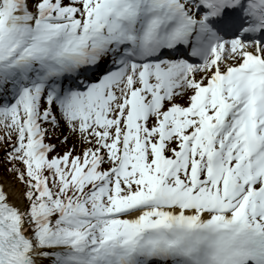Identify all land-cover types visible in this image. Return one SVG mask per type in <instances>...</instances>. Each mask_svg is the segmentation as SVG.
Returning <instances> with one entry per match:
<instances>
[{"label":"snow or ice","instance_id":"6c2138e0","mask_svg":"<svg viewBox=\"0 0 264 264\" xmlns=\"http://www.w3.org/2000/svg\"><path fill=\"white\" fill-rule=\"evenodd\" d=\"M0 264H264V0H0Z\"/></svg>","mask_w":264,"mask_h":264},{"label":"rangeland","instance_id":"374dc122","mask_svg":"<svg viewBox=\"0 0 264 264\" xmlns=\"http://www.w3.org/2000/svg\"><path fill=\"white\" fill-rule=\"evenodd\" d=\"M51 142H56L55 140L51 141Z\"/></svg>","mask_w":264,"mask_h":264}]
</instances>
